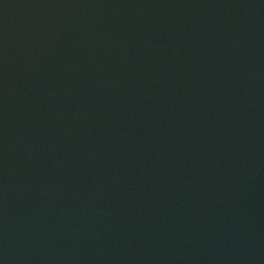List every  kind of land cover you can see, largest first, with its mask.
I'll return each mask as SVG.
<instances>
[{"label":"water","instance_id":"1","mask_svg":"<svg viewBox=\"0 0 264 264\" xmlns=\"http://www.w3.org/2000/svg\"><path fill=\"white\" fill-rule=\"evenodd\" d=\"M0 264H264V0H0Z\"/></svg>","mask_w":264,"mask_h":264}]
</instances>
